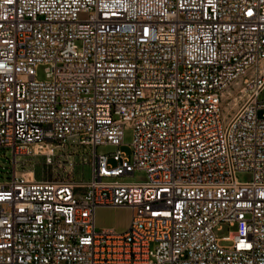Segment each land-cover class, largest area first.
Listing matches in <instances>:
<instances>
[{
	"label": "built area",
	"instance_id": "1",
	"mask_svg": "<svg viewBox=\"0 0 264 264\" xmlns=\"http://www.w3.org/2000/svg\"><path fill=\"white\" fill-rule=\"evenodd\" d=\"M262 90L264 0H0V148L94 150L87 182L0 181V264H264Z\"/></svg>",
	"mask_w": 264,
	"mask_h": 264
},
{
	"label": "rangeland",
	"instance_id": "2",
	"mask_svg": "<svg viewBox=\"0 0 264 264\" xmlns=\"http://www.w3.org/2000/svg\"><path fill=\"white\" fill-rule=\"evenodd\" d=\"M37 77L45 79L44 66L40 65L37 69ZM259 100L264 101V90L259 93ZM133 138V131L127 127L124 130L123 144L116 147L111 144L99 145L96 148L98 154L113 153L119 148L128 158H131L132 148L130 146ZM93 147L79 145L76 140H70L63 148L55 149L52 163L47 165L45 157L17 156L16 163L13 162V155L7 148H0V181H5L12 176L15 168L18 172H25L30 169L34 171L37 179L54 177H66L75 182H87L92 176L91 158ZM24 163V164H23ZM109 164L115 165L116 162L110 157ZM236 177L240 181L252 180L251 170L238 171ZM111 180L121 182H144L147 180V173L144 169H135L131 174L112 177ZM132 216V209L124 205L98 206L94 212L95 227L97 230L111 229L118 233L127 230ZM222 228L216 231L218 237L227 236L230 231L235 230V226H228L222 223ZM225 243V242H223Z\"/></svg>",
	"mask_w": 264,
	"mask_h": 264
},
{
	"label": "bare ground",
	"instance_id": "3",
	"mask_svg": "<svg viewBox=\"0 0 264 264\" xmlns=\"http://www.w3.org/2000/svg\"><path fill=\"white\" fill-rule=\"evenodd\" d=\"M239 98L236 97L234 102H235V105L237 104ZM18 174H24V175H27V176H32V171L31 170H28V171H25V172H18Z\"/></svg>",
	"mask_w": 264,
	"mask_h": 264
}]
</instances>
